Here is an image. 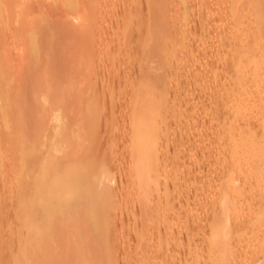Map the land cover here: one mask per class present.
Listing matches in <instances>:
<instances>
[{
    "label": "rangeland",
    "instance_id": "374dc122",
    "mask_svg": "<svg viewBox=\"0 0 264 264\" xmlns=\"http://www.w3.org/2000/svg\"><path fill=\"white\" fill-rule=\"evenodd\" d=\"M64 1L67 2L68 0H64ZM117 1L123 2V0H117ZM181 1H183L182 5H180L181 3H179L180 1L178 2V0H177L178 2L177 5H175V3L177 2L172 4L170 2H167L168 6H170L169 8L170 11L168 10V6L166 5L167 9L166 8L164 9L165 12L163 14L169 13L170 15H167L166 23L164 25L162 23L161 25L160 21L156 22V30H154L152 34H149L152 35L153 37V39L151 38V40L154 39L156 40V47L160 46L161 48H163L161 49L159 47L160 48L159 50L157 49L158 47L156 48L157 52L160 51L159 53L156 52V56L158 55V57H156V78L161 77V80L160 78L156 80L157 85H159V92L158 90H156L157 92L156 102L159 99V95L162 96V101L160 105L161 110L160 108L158 109L156 106V112L153 115V117L156 120V124L160 121V123L158 124L161 126L159 130V127H157L156 125L158 129L157 134L160 135V136L159 135L156 136L157 137L156 148L158 147L159 150L157 154L159 167H161L159 169L160 171L162 170V174H161L162 176L159 175L157 180H159L158 182H160L161 186L159 187L162 188L160 189L162 191H158L159 194L158 195L156 194V200L151 204L150 209L145 208L146 207L145 206L144 207L145 210H144V208L140 206L139 202H135L137 201V199L136 200L134 199L136 198L135 192H132L135 196L131 193V188H133L132 184H133L134 176H132L133 174L132 175L130 174L131 169L129 172L130 160H128L130 158L128 156L130 152H132V149L134 148L129 143L131 140L130 129L132 128V121H133L132 118L133 116L131 117V114L134 115V107L132 106H135L133 104L134 102H136V99H134V97L135 98L137 97L136 96L137 87L135 85H137L138 82L137 84L136 83L134 84L135 82L134 80L137 79L140 75L138 71L139 63L136 64L135 56L140 51V48L142 46L141 44L142 43L144 44V41L140 40L138 36L136 37V32H135L136 29L132 30L133 34L129 36V40L127 38L128 42L124 38L125 35L123 36V33L122 34L120 32L115 33L114 32L115 30L112 31L113 30L112 28H114V25L117 22V20L122 21V18L123 20L127 21V25L131 24L132 26L133 24L135 25L137 23L139 24L141 23L140 25L143 26V23L145 22L147 16H146V12L144 14L141 12V10L143 12L144 10H146V4H145L146 2L141 1L138 4L139 6L136 5L138 10L141 9L139 11L135 10L136 6L133 3H131V5L128 8V11H125V9H123L122 7H118L115 11H113L107 23H104L103 20H100L99 18V21L101 22V23L99 22V25L102 24L104 31L101 32L103 38L101 37V39L98 40L101 41L98 42L96 40L97 42L95 43V45L98 48L97 51L99 55L103 54L105 57H107V55L110 57L111 55V57H113L112 58L113 60H110L108 63L105 60L99 62L101 63L99 64L101 65V67H99L98 64L93 68L86 67V69H84L82 67L83 69H80L81 70L80 75H77L76 78L74 77L75 79H73L72 76V80L74 82L71 81L72 88H71V92L69 93L71 95L70 96L67 95V99L69 97L74 99L73 100L74 104H72V106L74 107L72 108L73 110L71 111L72 113L70 115L68 114L67 111H65L68 109L67 108L68 104L62 103L60 104V106L58 105V107L60 108H56L57 105H54V110L59 113V114L56 113L57 115L61 117L63 116V118L67 116L65 119L61 120L62 125L66 127L64 131L65 130L68 131L65 132L64 135L66 136L65 138L67 139L65 140L66 142H61L62 135L58 137L57 135H60V133L56 134L57 131L56 132L54 131L55 130L54 128L56 127L55 126L53 127L54 124L53 122H55V118H54L55 116L53 117V115L52 117L54 118V121L52 120L53 118L50 119L51 117H49V119L52 120L50 121L52 123L51 125L48 124L49 128L45 129L47 136L45 140H39L37 148L34 147L29 149H25V148L21 149V147L17 144L18 148L16 150L15 148L16 144L10 143L12 146L15 145V147L14 146L11 147V145H9V142L10 141L13 143L15 142V139L10 140L11 137L20 136L21 138L20 133L18 132L19 134H17V132L14 130L13 132H15L17 135L13 134L15 135L13 136L10 133L11 135H9L8 137L7 136H5L4 138L0 137L1 140L0 146L2 144L4 145V146L2 145L3 147L2 149H0V175L2 176V177L0 176V264H31V261L28 260V257L27 259H25L27 254L29 256L30 253L29 249L28 251L25 250L27 249L26 246L27 236L25 235L26 234L25 229H27L28 231V224H27L28 222L27 220H25V222L21 223L24 227L23 226L21 227V225H19L21 221L26 219L25 211L27 209L26 204H28L27 197L29 196L28 179L32 178L34 174L37 172L36 170H38L37 168L34 171L35 173L31 172L28 167L29 166L28 164L31 162V160L34 161L36 157L40 155L42 156V154L43 156L45 154H47L48 156L50 155L52 156V152L56 158L55 159L54 156L53 158L55 160L52 158L53 159L52 161H55L53 162L55 163L54 165L57 166L55 167L53 165L55 169L57 168L55 172H57V170L59 169L65 171V175L63 178L64 180L70 179L71 181L73 180L75 181V179L78 178L80 182H83V178H82L83 175L82 177L80 175L81 173H84L85 177H93L91 178V181L92 182L95 181V184H97L99 191L101 190L102 193L107 192L103 194L101 199V203H102L101 206L103 205L104 209H102L103 207L100 206V208L105 211L103 215L99 217V219L96 217L94 221L96 222V224L100 223L99 225L102 226V229H100L101 227L98 226L97 229L99 227L100 228L97 230L95 226V228L91 229V233H89V231L87 230L88 235L90 234L96 238V241L94 238L95 243L93 240L90 239L91 242L93 241L92 244L90 242L87 243V245L85 243L84 246L79 244V246H81L82 248L85 247L83 248L84 250H82L81 248V254L83 256V254L85 255L87 253V255H85L86 259L89 257L87 261L90 260V256L92 255L90 253H93L94 257L96 258L94 259L93 256L91 257L93 258L95 263L97 262L96 264H100V263L103 264H210V263L219 264L218 262H220V264H228V263L230 264V259L233 260L231 264H264V194H263L264 191H262L264 189L260 188L261 181L259 182V184H257V182L256 183L253 182L257 180L258 177H260L258 175H261L259 173L256 176V174L259 171L262 173L263 170L260 169L257 172V170L261 167L260 165L263 164V163L260 164L261 161L264 162L263 160L264 156H262L264 155V149H261L259 147V146H264V137L260 138V136L256 134L257 130L252 129L251 137L253 138H250L251 140H249V143L251 142L250 144L252 147L254 146L256 148L258 146L260 148V149L257 148V150L258 151L260 150L259 152L261 153L260 155L262 156L263 159H261L260 155L259 156L254 155L251 156L253 157V159H248L250 160V162L247 159L246 161H244L245 157H242L241 154L237 153L234 155V153L230 154L229 152V149L232 150L231 147H233V145H235V147L239 149L242 146L244 145L246 146V144H248L247 143L248 140L246 141V137L242 138L243 136L234 135L236 137L232 138L231 136L232 135L231 129H233L234 127L237 128V126L240 127L245 123L244 121H241L242 123L239 124L236 118L232 115L233 109L236 108L235 105L237 100L239 101L246 100L250 96L256 97V95L259 93L258 89L259 90L262 89V86L259 85L260 83L261 85H263L264 88V81H263L264 74L263 76L260 77V79H262L263 82L258 80L260 81V83L257 81L259 85L257 86V82L255 81L257 75L251 73V71L253 70L251 67H250L251 69L248 67L251 66L250 64L249 65L247 64L248 66H246L248 72H242L241 74L238 72L235 66V61L238 58V54L239 55L241 54L243 47L246 48L249 44L250 46L253 45L254 38H257L259 35H261L259 41H256L255 39V42L258 43L254 45V47L258 46L260 48L261 45L264 46V23L260 22V18H258L259 13L264 14V0H225V1L224 0H209V1L181 0ZM227 1L228 3H226ZM220 2H223V5L220 4ZM83 3L88 5L90 3V0H88V2H85L83 0H75V2L71 0L68 1L67 4L69 6L67 5L66 8L68 7L70 8L69 9L64 8L61 13L59 12L60 16H57L60 18L59 21H61L62 19L61 16H63V18L65 16L66 17L68 16L70 20L74 18L75 20L73 19L71 20V22L75 27L74 24H77L78 22L80 23L82 21V20L78 21L80 17H76V16L78 13H81L79 10L83 11V7L80 9L81 6H84ZM225 3L227 6L225 5ZM241 3L242 4L246 3V7ZM213 5L217 6L218 9L216 8L217 9L216 10L215 6ZM183 8L185 15L184 14L182 15L184 19L180 16L179 19L181 21L180 22L178 20L179 17L177 18L176 16L178 21L175 19V15L177 14V12L180 13V10H182ZM175 9L178 11H176ZM213 9H215L216 11H214ZM238 9L241 12H238L239 11ZM242 9H244L243 12ZM96 11L102 13V19H103L107 10L97 8ZM68 18H66V21L69 20ZM76 19L78 22L76 21ZM182 21L183 23L185 22L187 23L183 25ZM157 24H160L161 26L159 25L158 28ZM79 26L77 27L81 29V27ZM84 26L85 25H83L82 27ZM86 26H89V24H87ZM86 26L83 28V30L86 28ZM72 29L74 28L72 27ZM72 29L70 28V30ZM155 31L156 33L153 36V33ZM146 35L149 36L148 34ZM146 35L143 34V37L141 36L142 37L141 39H143L144 36ZM112 37H114L115 39ZM242 38L246 40L244 42L245 43L244 45L242 44L243 42L240 41V39L243 40ZM110 39L114 40L113 42L114 45L111 43L110 45H106V42ZM124 39L126 41L125 42L126 44L124 43ZM37 40L38 39L35 40L34 47L36 48L40 42L41 45L39 46L41 47L38 46L36 49H38L39 51L40 48L41 52L43 51L42 50L43 47L45 49V47H47L46 45L49 46L50 45L49 43L51 42L50 40L47 44L46 42H42L41 40L38 42ZM115 40H119V41H115ZM115 42H120L119 43L120 45L116 43L117 45L116 47ZM122 43H124L125 45L123 44L122 46L121 45ZM100 44H102L101 48H99ZM87 48L89 49V47ZM48 51L51 50L49 49ZM56 51L58 52V50ZM56 51L55 50L53 51L55 55L58 54ZM41 52L40 55L42 54L41 56H43V53ZM48 53L46 52L47 55ZM86 53L87 52L85 51V54ZM64 55L61 54L60 55L61 58H63L62 56ZM78 55L79 58H77L76 56L75 57L80 61L82 55H80V53ZM16 56L17 57L15 61H17V59L20 60V58L18 57L19 55L16 54ZM71 56L73 58L74 55ZM57 57L59 58V55ZM68 58L69 57L66 56V62H68L67 61ZM72 58H71V62L73 61ZM76 58L74 59L76 60ZM63 59L65 61V58ZM161 60L164 61L166 60L165 62L163 61L164 65L162 64ZM20 61L19 64L15 63L16 69L20 68L17 66V65L21 66L22 61L21 63ZM110 62H112L113 64L111 63L110 65L109 64ZM133 62H135V64H133ZM145 62L146 61H144V63ZM157 62L161 63L162 66L159 63L157 64ZM105 65L107 67H109V65L110 66L114 65V67L112 66L113 68L111 69L112 70L111 74L108 75V73L106 74L104 73L105 74L104 77V74L101 73V71L102 68L103 69L104 67L106 68ZM164 66L167 67L165 68ZM69 67L70 64H66L65 69L68 70L70 69ZM94 68L97 71L98 74L97 76L101 77L103 75L102 76L103 78L99 77L100 80L103 81H100L99 78H97L96 76H95L96 78L93 77L94 75V74L92 75L93 70L91 74H86V72H88V69L90 70ZM161 68L163 70L166 69V71L163 72ZM20 70L21 69H19V71ZM104 70L102 72H104ZM161 71L164 74L166 72L167 73L163 75L161 74L162 73ZM136 72L139 75L136 76L137 74ZM88 73H90V71ZM252 74L256 77L255 79H253L254 76H252ZM68 77L69 76H67V78ZM80 78H81V82L82 80L84 81L83 84H85V79L89 83V84L87 83L86 85H84V87L81 88L83 89L84 94L87 93L90 94L91 92L93 93L92 95L94 101L93 105L96 106L97 104L96 107L93 108L92 106L86 105L83 103V101L77 103L79 104L78 106L75 105L77 101L76 93L78 90L74 89L73 86L76 85L75 86L76 88L80 87L81 83H79L78 85V82H80L79 81ZM62 79L64 80V78ZM250 81L254 83L250 84L251 83ZM241 82L250 85V88H247L248 86H245V89L243 88L244 90L248 89V94H247V90L246 93L245 92L242 93L241 90L243 89L241 88L242 87ZM73 90H77L75 91L76 92L75 94H73L74 93ZM250 90H253L255 93H253V91L251 92ZM43 91L44 89L41 90L40 92ZM134 93L136 94L134 95ZM243 94H246L247 98L244 97L245 98L244 99ZM96 99L99 102L96 101ZM58 103L59 102H56V104ZM258 105L260 104H257V106L256 105L255 106L259 110ZM17 106L18 108H16ZM17 106L15 108L12 106L13 108L12 107L11 108L14 110L13 111L14 113L16 111L17 112L19 111L18 113L16 112V114L19 115L20 113L21 115L20 120L22 122L23 117H25L24 110L26 109V107L24 108L22 105L20 106L17 105ZM80 106L81 108L82 107L85 108L81 109L79 108ZM255 106L252 107L250 106V107L251 109L254 110V112H257V109L254 108ZM3 109H5V106L0 105V112L3 111ZM76 110L78 111L75 112ZM86 110L88 112L90 111V113H87ZM250 111L252 112V110ZM45 113H47V111L43 112V115ZM61 113L63 115H61ZM16 114L14 117H17ZM38 115H42V113ZM246 115H248V113ZM35 117L40 118L41 116L37 117V114H35ZM68 117H70L69 119H74V120L68 121L67 119ZM46 118H44V120H40L41 122L39 121L38 122L39 124L35 126L39 127V125L41 126L43 122L46 124V122L49 120L48 118H47L48 120ZM59 118L57 119L60 120L61 118L60 119ZM16 119L18 120L19 118ZM24 119H23L24 125L23 122L21 123L23 126L26 125L25 122L26 118ZM129 120L131 121L129 122ZM3 121H4V117L2 114H0L1 129H3L2 126L4 127ZM27 123H28V119H27ZM44 123H43V128L45 125ZM46 125L45 127H47ZM39 128L41 131L42 126ZM58 128L60 129L59 126ZM3 131L4 129L0 131V134H3ZM128 131L130 133H128ZM230 132L231 134L229 136ZM66 133H68L69 135ZM50 135H53V137ZM56 136L57 139H55ZM17 138L18 137H16V139ZM54 139L56 141H54ZM83 140H85L86 142ZM228 144L229 145L233 144V145L229 147ZM4 147L7 150L6 154L8 155L9 152V156H11L9 157L5 155L9 157V159L3 156L4 153L1 150L4 151ZM62 147L64 149L67 148L65 149V151L69 152L68 154L69 156H67L68 159L67 157L66 159H64L65 157L61 153V150L62 152L64 150ZM226 148L229 149L227 150ZM20 149L21 151L22 150L24 151V153H22L21 155H20L21 153ZM10 151H12L13 153L15 152L17 156H19V158L17 160L15 159L14 162H13L14 160L13 158L16 157V155L14 153L13 156L11 154L12 152ZM26 152L30 154L27 155ZM57 154L58 156L62 155L61 158L57 157L56 156ZM26 155H27V159L30 162L25 160ZM233 155H234V159L232 158ZM254 157H259V158L254 159ZM11 158L12 160H10ZM23 158L25 162L27 161L26 164L25 162L23 164V160H22ZM256 159L259 161V163L257 162ZM3 160L5 161V164ZM232 160L234 161L232 162ZM230 162H232V164ZM254 162L258 164L257 165L258 168L256 170L254 169L256 171V174L254 172L253 175L255 176H253L249 172L252 171L253 169V168L251 169V167L256 168V166L252 165ZM6 164L8 165L6 166ZM52 164L49 165L51 166V168H52ZM240 164L243 166L244 169L240 170L242 166L239 168L238 171L240 173L239 175V173H237L238 169L236 170V168L238 165L240 166ZM243 164L247 165V166L245 165L246 168L244 167ZM250 165L252 166L250 167ZM8 166H10L11 169H13L12 168L13 166L14 169L13 170H10V168L7 169L6 167ZM23 167L24 170H27L26 172L23 170ZM234 168L236 170L235 173H234ZM247 168H248L247 170L248 172L245 170ZM4 169H6L7 171ZM20 169H22V171ZM246 172L247 174L248 173L250 174L249 177L253 176L254 178L252 177L248 179L247 178L248 175L245 176ZM9 173L12 175L11 179L13 181L10 179ZM12 173L14 174L16 173V176H14V174ZM18 174L19 176L17 178ZM88 174L90 176H88ZM232 174L234 176H232ZM23 175L25 176V179ZM238 175L240 176L239 178L236 177ZM241 176L245 178H242ZM80 178H82V180ZM85 179L87 180V178ZM237 179L238 181L236 182ZM242 179L246 181L244 182L242 181ZM234 180L235 182H232ZM250 180L251 183L249 182ZM261 180L263 181L264 177L263 179L261 178ZM62 181L57 180L55 181V183H53L52 186H56L58 188L59 186H61ZM88 181L89 180H87V182ZM92 182L90 183L93 184V186H96ZM234 183L235 185L233 186ZM254 183L259 185L258 188L257 185L255 186ZM20 184L23 186H21ZM27 184H28V188H26ZM249 184L251 185V187ZM76 185L80 186L81 183H77ZM71 187L72 186H69L68 188ZM232 187L234 188L236 187V190L238 189L237 191L240 192V193L238 192V194L236 193L237 199L235 197V193L232 190H230ZM59 188L62 189L63 186ZM64 190H67V188L62 189V193H64L63 192ZM132 190H134V188ZM57 192H61V191L58 190ZM223 192L224 194H226V196L222 195ZM260 194H262V196H259ZM159 195L163 197H160ZM232 195L234 196V198ZM222 197L223 199H221ZM225 197H227L228 201L227 199H225ZM225 201L226 204H223ZM24 202L26 206L25 208L24 207L22 208L21 206L24 205ZM91 202H89L90 205L92 206L90 210L92 212H98L100 208L98 205H96L97 202L95 203L94 201L93 203V200ZM221 202L223 203L221 204ZM20 203L22 205H20ZM239 204H241L240 205L241 207L239 206ZM20 207L23 210H19ZM140 207L143 208L142 209L143 211L146 212L148 211L150 213L149 217L145 216L146 219L144 216H143L144 218L141 217L142 214L145 212L143 213L140 212L142 211ZM138 208L140 209V211ZM240 208L243 209L241 210ZM235 209L236 211L234 212ZM231 212L233 214H230ZM138 213L139 214L141 213L140 214L141 216ZM228 214H230V217L227 218ZM225 218L226 220L228 219L227 220L228 224H225L227 223ZM65 220H66L65 222L69 224V222L72 223L71 220L74 219L67 220L65 218ZM76 220L74 221H76L77 224L80 223V225L78 224V226L81 228V230L84 233L83 223L85 222L81 221L82 222L81 223L80 220L77 218ZM76 223L73 222L72 224H70L71 227L70 225L66 227L67 225L64 224L65 225L64 227L67 228V229L65 228V231L72 229L73 227L75 228V226H77ZM54 227L55 228L58 227L57 224H55ZM94 229H96L97 231ZM18 230H20L19 233ZM66 238L68 239L70 237L67 236ZM221 238L225 240H222ZM18 240L20 241L19 243ZM219 243L220 245L222 244V246H224L225 243L226 246L225 250H224L225 246L221 247ZM258 243L260 244L258 245ZM94 244L98 246V248L94 247L95 246ZM215 245L219 246V247L217 246L218 247L217 252L212 249V248H217L215 247ZM245 247L247 249H245ZM88 248L89 249L92 248V250H89ZM221 249L222 251H225L224 254L221 251ZM25 251L26 253L24 254ZM89 251H91L89 253L90 256L88 255ZM211 252H213V254L215 253V255H212ZM219 252L222 253H220L219 255ZM81 254L79 255L81 256ZM12 255H14V257ZM228 256L232 258H229ZM227 258L229 260H227ZM86 259L84 260V262H86ZM224 259H226V261L229 262L226 263ZM18 260L19 261L21 260V262L18 263ZM25 260L29 262L26 263Z\"/></svg>",
    "mask_w": 264,
    "mask_h": 264
},
{
    "label": "bare ground",
    "instance_id": "6f19581e",
    "mask_svg": "<svg viewBox=\"0 0 264 264\" xmlns=\"http://www.w3.org/2000/svg\"><path fill=\"white\" fill-rule=\"evenodd\" d=\"M68 1H70V0H68ZM68 1L66 2L64 0H0V105L5 106V109H3V111H1L0 114H2L3 117H4V121H3L4 124L3 123L2 124L7 129L6 130L2 126V128L4 129L5 132L3 131V134H0V135H2L0 137L4 138L5 136L8 137L11 134L12 135L13 134L17 135V134L20 133L21 138H20V136H15V135H13L15 137H11V136H10L11 138L9 137L10 140L11 139H15V142L13 143V142L10 141L9 145L16 144V147H15V145H13L16 148V150L18 148L17 144L21 147V149L22 148L29 149V148H34V147L37 148L39 140H45V138L47 136L45 129L49 128L48 124L51 125L52 122H50V121H52V120L54 121V118H55V122L56 123L53 122L54 123L53 127L55 126L56 128H54L55 129L54 131L55 132L57 131L56 134L60 133V135H57L58 137L62 135L61 142H66L65 140H67V139L65 138L66 136H64V135H65V132H68V131H66V130L64 131V129H66V127H64L62 125V121L61 120L65 119L67 116L63 118V116L61 117V116L57 115L56 113H58V112H56L54 110V105H57V107L55 106L56 108H60V107H58V105L60 106V104H62V103L63 104H68L67 105L68 109L65 110V111H67L68 114L70 115L72 113L71 111L73 110L72 108L74 107V106H72V104H74V101H73L74 99H72L71 97H69L71 100L69 98L67 99V95L68 96L71 95L69 93L71 92V88H72V83H71V81H73L72 80V76H73V79H75L77 77V75H80V72H81L80 69H83V68L86 69V67L93 68V67L97 66V64H98L99 67H101V65H99L101 63H99V62L105 60L108 63L110 60H113L112 59L113 57H111V55H110L111 58L108 55H107V57H105L103 54L102 55L104 57L101 54L99 55L98 51H97L98 48L95 45V43L99 39H101V37L103 38V36L101 35V32H103L104 30H103L102 24L99 25V22H100L99 18H100V20H103L104 23H107V21L109 20L111 14L113 13V11H115L118 7H122L123 9H125V11H128V8L131 5V3H133L135 6L136 5L139 6L138 4L141 1H145L146 2L145 3L146 4V10H144V12H143L141 9H139L144 14L146 12V16H147L145 22L143 23V26L140 25L141 23L140 24L137 23L135 25L133 24L134 26L133 25L131 26V24H128L129 25L128 26L127 25V21L123 20V18H122V21H118L117 20V22L114 25V28H112L113 29L112 31L115 30L114 31L115 33L116 32H120L121 34L123 33V36L125 35L124 38L127 41V38L129 40V36L131 34H133L132 30L136 29L135 30L136 37L138 36V38L140 40L144 41V44L143 43L141 44L142 46L140 48V51L135 56L136 64L139 63V66L138 65L137 66L139 67L138 71H139L140 75L137 73L138 72L137 71L136 72L137 73L136 76L139 75V77L134 80L135 82L133 81L134 84L135 83L137 84V82H138V84L135 85L137 87V89H136V93H137L136 96L137 97L136 98L134 97V99H136V102L133 103L135 106H132V107H134V115L131 114V117L133 116L132 117L133 118L132 128L130 129L131 133L129 131H128V133L131 134V137H130L131 140H130L129 143L134 148L132 149V152H130V154L128 152V154H129L128 157H130L128 160H130L129 172H130V169H131V173L130 174L131 175L133 174L132 176H134L133 184H132V187L134 188V190H132L133 188L129 187V188H131V193L135 192L136 198H134V199L135 200L137 199V201H135V200L134 201L135 202H139L141 207L144 208L146 206L145 208H149L150 209L151 204L156 200V194L158 195L159 194L158 191H162V190H160L162 188L159 187V186H161L160 182H158L159 180H157L159 175L162 176L161 175L162 174V170L160 171V169H159V168H161V167H159L158 157H157V154H158L159 150H158V147L156 148V146H157L156 145V142H157V140H156L157 137L156 136L159 135V134H157V130H158L157 127H159V130H160L161 126L158 124V123H160V121L156 124V120L153 117L154 113L156 112V106H157L158 109L160 108V110H161V106L160 105H161V101H162V96L159 95V99L157 98L158 101L156 102V93H157L156 90H158V92H159V85H157V81L156 80H158L159 78L161 80V77L156 78V57H158V55L156 56V52H157L156 50L157 49L159 50L161 47L160 46H159L160 48L158 46H157L158 48L156 47V40L155 39L151 40V38L153 39V37H152V35H149V34H152V32L154 30H156V22L160 21L161 25H162V23H163V25L166 23L167 15H170L169 13L168 14H163L165 12L164 9L165 8L167 9V7H166V5L168 6L167 2H170L172 4V3L177 2V0L176 1L175 0H126V1L123 0V2H119L117 0H109V1L108 0H106V1L105 0H90V3L88 5L83 3L85 7L84 6L80 7V9L83 7V11L79 10L81 13H78L76 17H80L78 21H81V20L82 21L79 23L77 21V19H76V21L78 23L74 24L75 27L73 26V23L71 22V20H73L74 18H72L70 20L68 18V16L67 17L65 16L64 18H63V16H61L62 19H61V21H59L60 18L57 17V16H60L59 14L63 11L64 8L65 9H69L70 8V7L66 8L67 5H68L67 4ZM71 1L75 2V0H71ZM83 1L88 2V0H83ZM124 1H125V3H124ZM178 2L181 3L180 5H182V3H183V1H181V0H178ZM178 2L175 3V5H177ZM226 3H228V1ZM226 3H225V5H226ZM242 3H244V2H242ZM69 4H70V2H69ZM210 4H212V3H210ZM220 4L223 5V2H220ZM121 5H123V6H121ZM216 5H217V2H216ZM242 5H244L246 7V3L242 4ZM137 6L135 7L136 9L135 8L134 9L139 11L137 9ZM213 6H215V5H213ZM97 8H101V9L107 10L105 15H104V17H103V19H102V13H99V11H96ZM169 8H170V6H168V10H169ZM209 8H211V7H209ZM216 8H217V6H215V9ZM215 9H213V10L216 11L218 8L216 10ZM176 11H178V10H176ZM243 11H244V9H242V12ZM238 12H241V11L239 10ZM238 12H236V13H238ZM180 13L177 12L176 15L174 14L176 20H177L178 17H179L178 18V20H179L180 16L184 19V17L182 16L185 13L184 12V8L182 10H180ZM209 13H211V12H209ZM217 13H218V11H217ZM79 14H80V16H79ZM55 16H56L57 19L55 18ZM176 16H177V18H176ZM66 18H68L70 21L69 20L66 21ZM258 18H260V22L264 23V14L259 13V17ZM234 20H235V18H234ZM161 21H163V22H161ZM70 22L72 23V25H71ZM167 23H168V21H167ZM182 23H183V21H182ZM185 23H187V22H185ZM185 23H183V25ZM87 24H89V26H86ZM76 25L77 26L80 25L79 27H81V29L78 28ZM83 25L86 26V28L84 30H83V28L85 26L82 27ZM157 25H158V28H159L160 24H157ZM183 25H182V27H183ZM67 26H68V28H67ZM141 26H142V28H141ZM72 27L74 29H72ZM70 28L72 30H70ZM224 28H225V26H224ZM79 29H80V31H79ZM71 31H73V32H71ZM145 33L148 34L149 36H147ZM155 33H156V31L153 33V36L155 35ZM143 34L146 35L143 38L144 40L141 39L143 37ZM149 37H150V39H149ZM260 37H261V35H259L257 38H254L253 45L250 46V44H249L248 46L246 45L247 46L246 48L243 47V50H242L241 54L240 55L238 54V58L235 61V66H236V68H237V70H238V72L240 74L242 72H248V70L246 69L247 68L246 66H248L250 64L251 66H248V67L252 68L253 71H251V73H253L254 75H257V78H259V79H257L252 74V76H254L253 79H255V78L257 79V80L255 79L256 82L258 80L262 81V79H260V77L263 76V74H264V46L261 45L260 48L258 46L254 47V45H256L258 43V42H255V39H256V41H259ZM53 38H55V39H53ZM112 38H114V37H112ZM36 39H38L37 40L38 42L41 40L42 42H46L47 44H48V42L51 39H53L49 43L50 44L49 46L46 45L47 47H45V49L43 47V49H42L43 51L47 50L46 52L47 53L50 52L51 54L48 53V55H47L45 51H44V53H43V51L41 52L40 48H39V51H38V49H36V48L39 45H41V44L39 42V44L35 48L34 46H35V40ZM125 39H124V43L126 42ZM82 40H83V42H82ZM119 40H115V41H119ZM243 40L240 39V41L243 42L242 44L244 45L245 44L244 42L246 40L245 39H243ZM100 41H98V42H100ZM121 41H122V39H121ZM113 42H114V40L110 39V40H108L106 42V45H110V43L113 44ZM116 43H118V45H120L119 44L120 42H115V45H116ZM124 43H122L121 45L123 46ZM31 46L34 47V48H32ZM99 46H100L99 48H101L102 44H100ZM39 47H41V46H39ZM87 47H89V49ZM116 47H117V45H116ZM49 49L51 51H52V49H53V51L54 50L55 51L58 50V52L56 51L58 54L55 55L53 51H52L53 53L51 51H48ZM161 49H163V48H161ZM125 50H126V47H125ZM85 51L87 52L86 54H85ZM40 52L43 53V56H41L42 54L40 55ZM75 52H76V54H75ZM159 52H157V53H159ZM79 53H80V55L83 56V59H82V56H81V58H80L81 60L80 61H79V59H77V58H79V55H78ZM16 54L19 55L18 57L22 61V64H24V65L21 64L22 67L17 65L18 67H20V68H17V69H16V64H19L20 60L17 59L18 63H17V61H15V59L17 57ZM61 54L62 55L65 54L64 56H62L63 58H65V61H64L63 58H61V56H60ZM45 55H47V56H45ZM58 55H59V58L57 57ZM71 55H74L73 58H72ZM66 56L69 57L67 59L68 62H66ZM71 58L73 59L72 62H71ZM74 58H76V60ZM21 61H20V63H21ZM144 61H146V62L144 63ZM161 61H162V64L164 65V62L166 60L165 61L161 60ZM135 62H133V64H135ZM159 62H157V64ZM65 63L66 64H70V67H69L70 69H68V70L65 69V67H66ZM111 63L112 62H110L109 64L111 65ZM159 64H161V63H159ZM162 64H161V66H162ZM110 65H109V67H107L105 65L106 68L104 67L105 70L102 68V71L104 70V72L101 71V73H103V74L104 73L105 74L108 73V75H110L111 71H112L111 69L114 67V65H112L113 67L110 66ZM19 69H21V70L19 71ZM250 69H249V71H250ZM92 70H93V73H92ZM69 71H72V72H69ZM89 71H90V73H88ZM164 71H166V69L163 70V72ZM88 72H86V74H91L92 73V75L94 74L93 77H95V76L97 78L100 77V76H97L98 74H97V71L95 70V68L94 69H90V70L88 69ZM95 72H96V75H95ZM163 72L161 73L163 75H165L167 73L166 72L164 74ZM105 74H104V77H105ZM163 75H161V76H163ZM67 76H69V77L67 78ZM102 76L100 78H103ZM93 77H92V79H93ZM62 78H64V80ZM81 78L79 79L80 82H78V85H79V83H81L80 87L76 88L75 87L76 85L73 86L74 89L78 90V91L77 90H73L74 91L73 94H75L76 93L75 91H77V93H76L77 101H76L75 105L78 106L79 104H77V103H80V101H83L84 104L92 106L94 108V107L97 106V104H96V106L93 105L94 104V101H93V98H92L93 93L92 92H91L92 94L91 93L90 94H88V93L84 94L83 93V89L81 87H84V85H86L88 82L86 81L85 78H83V79H85V84H83L84 81L82 80V82H81ZM100 78H99V80H100ZM134 78H136V77H134ZM263 78H264V76H263ZM251 79H252V77H251ZM90 80H91V78H90ZM248 80H249V78H248ZM100 81H103V80H100ZM247 81H246V83H247ZM260 81H258V82L260 83ZM250 82H251L250 84L254 83L252 81H250ZM258 82H257V86H259V85L262 86V89L261 90L258 89L259 93L256 95V97H253V96L249 97V95H248L249 98L246 99V100H241V101L237 100L236 105H235L236 108L233 109V112H232V115L236 118V120L238 121L239 124L242 123L241 121L245 122V123L243 122L244 124L242 126H240V127L239 126H237V128H235L234 126H233L234 128L232 127L234 129V130L231 129L232 130V135H231L232 138L236 137L237 135L243 136L242 138L246 137V141L248 140L247 143L249 145L245 143L246 146L243 144L244 145V146H242L243 148L241 147V148L237 149L235 147V145L232 144L233 147H231L232 145L228 144L229 147L232 148V150H230L229 148L228 149H229L230 154L231 153L232 154L234 153V155L237 154V153L241 154L242 157H245L244 161H246V159L247 160L248 159H253V157H251V156H254V155L255 156H259L261 153L259 152L260 150L259 151L257 150V148L260 147L261 149H264V146H259L258 147L256 145L257 147L255 148L254 146L253 147L251 146V144H250L251 142L249 143V140H251L250 138H253V137H251L252 129L253 130H255V129L257 130L256 134H258L260 136V138L264 137V88H263V85H261V83L258 85ZM241 83H242V87H241V84H240V87L242 89L243 88L245 89V86H248L247 88H250L249 84H245L244 82H241ZM90 84H93V83H90ZM85 87H87V86H85ZM241 88H240V90H241ZM43 89H44V91L40 92ZM79 89L81 90V92H80ZM244 89L241 90L242 93L243 92L246 93V90H247V94H248V89H246V90H244ZM250 91L252 92L253 90H250ZM133 92H134V90H133ZM85 93H86V91H85ZM99 93H100V91H99ZM136 93H134V95ZM253 93H255V92L253 91ZM241 97H242V95H241ZM244 97L247 98L246 94H243V98ZM53 100H55V101H53ZM96 101H98V100L96 99ZM56 102H59V103L56 104ZM70 104H71V106H70ZM82 104H81V106H82ZM257 104H260V105H258L259 110L256 108ZM17 105H19V106L22 105L24 108L26 107V109H25L26 111L22 108L24 110V112H25L24 113L25 117H23V119L26 118V121H25L26 125L25 126H23L24 125L23 119H22L23 125L21 124L22 122L20 120L21 119L20 118V116H21L20 113H19V115H17L16 114V112H17L16 110H15L16 111L15 113L13 112L14 110L12 108L13 107L15 108ZM81 106L79 108H81ZM250 106L251 107L255 106L254 108L257 109V112H254V110L251 109ZM16 108H18V106ZM83 108H85V107H82L81 109H83ZM89 109H90V107H89ZM231 109H232V107H231ZM250 110H252L253 113ZM40 111H43V112L47 111L48 114L45 113L43 115V112H40ZM77 111L78 110H76L75 112H77ZM86 111H84V112H86ZM249 112H251V113H249ZM40 113H42L43 117H42V115H38ZM54 113H55V115H54ZM87 113H90V111L89 112L87 111ZM247 113H248V115H246ZM15 114L17 115V117H14ZM35 114H37V117L38 116H41V117L40 118L38 117L39 118L38 119V118L35 117ZM52 115H53V117L54 116L55 117L53 118ZM61 115H63V114L61 113ZM46 116H47L48 119H49V117H51L50 119H52V118L53 119L52 120H50V119L48 120L46 118ZM16 118H19L18 119L19 121ZM44 118H46L48 120L47 122L45 120L47 125L43 122L47 127H45V125H44V128H43V123H42L41 126H42L43 130L41 129V131H40L39 127H41V126L39 125V127H36L35 125L39 124L38 122L40 120H44ZM57 118H59L60 120H58ZM69 118L70 117L67 118L68 121H70V120L73 121L74 120V119H69ZM27 119H28V123H27ZM36 120H38V121H36ZM130 121L131 120H129V122ZM156 125H157V127H156ZM58 126L60 127V129L58 128ZM65 126H66V124H65ZM12 127H13V129H12ZM0 129H1V127H0ZM3 129H1V130H3ZM8 130H9V132H8ZM13 130L16 131L17 134L15 132H13ZM66 134H68V133H66ZM230 134H231V132L229 133V136H230ZM84 135H86V134H84ZM234 135H236V136H234ZM50 136L53 137V135H50ZM57 136L55 137V139H57ZM86 136H88V135H86ZM16 137H18L19 140H18V138L16 139ZM226 137H227V135H226ZM55 139H54V141H56ZM85 140H83V141H85ZM88 140H90V139H88ZM233 141H234V139H233ZM1 144H2V142H1ZM2 145L0 146V149H2V147L4 146V145L3 146ZM13 146L11 145V147H13ZM52 147H53V145H52ZM21 149H20V151H21ZM65 149H67V148H65ZM65 149L63 150V152L61 150V153L65 157V158L63 157L64 159H66V157L69 156L68 155L69 152L65 151ZM1 151L4 153L3 156L5 158L7 156H9V152H8V155L6 154L7 150L5 149V147H4V151H6V152H4L3 150H1ZM22 151H21L20 155L22 153H24V151L23 152ZM10 152H12V151H10ZM30 152H32V151H30ZM14 153L12 152L11 154L13 155ZM26 153H27V155L30 154L28 152H26ZM47 153H49V152H47ZM5 155H7V156H5ZM15 155H16V157L13 158L14 159L13 162L15 161V159L17 160L19 158V156H17L16 153H15ZM27 155L25 157V160L29 161L27 159ZM234 155L232 157L233 159H234ZM42 156H43V154H42ZM42 156L41 155L38 156V157L35 156L36 159H34V161L31 160V162L29 161L30 163L28 164L29 165L28 167H29L31 172H34L38 168L39 173H38V170H36L37 171L36 173H38V174H36L34 172L36 175L34 174V176L32 178H29V176H28V178L30 180L28 179V181H29V193H28L29 196L27 197L28 204H26L27 205V209L25 211L26 212L25 213L26 219L21 221L20 224H19L22 227L23 226L21 224L22 222H25V220H27V222H28L27 223L28 224V231H27V229L24 228L25 231H26L25 235L27 236V240H26L27 241L26 242L27 249H25V250L28 251V249H29L30 253H29V256L27 254L25 259H27V257H28V260L31 261V264H96L97 262L95 263V261L93 260V258L95 259L96 257H94L93 253H90L91 251L88 252L89 256H90V254H92L91 256H93V258L90 256V260L87 261V259L89 257L87 259L85 258V255H87V253L85 255L83 254V256H82V254H81V248L82 247L79 246V244L84 246L85 243H86V245L89 242L92 244V242L94 241L95 237L90 235V234L88 235L87 230L89 231V233H91V229L95 228V226H96V229H97V227L100 226L99 225L100 223L96 224V222H94V221H95L96 217L99 219V217L101 215H103V213L105 211V210H102V209H104V207H103V205L101 206V204H102L101 203V199H102L103 194H105L107 192L102 193L101 190L99 191V189L97 187V184H95V181L93 179L92 180L94 182L91 181V178H93V177H85L84 173H81V175H80L81 177L83 175V177H82L83 178V182H80L78 180V178L75 179V181L76 180L79 181V182L76 181L77 183H81L80 186L76 185L77 183L74 180L73 181H71L70 179L69 180L68 179L64 180L63 178H64V175H65V171H62V170L59 169V170H57V172H55V170L57 169V168L55 169V167H57V166H55L54 165L55 163H53L55 161H52L55 158V156L53 155V152H52V156L51 155L48 156L47 154H45L43 157ZM53 156H54V158H53ZM56 156L61 158L62 155L58 156V154H57ZM158 156H160V155H158ZM241 156H240V158H241ZM262 156H264V155H262ZM262 156H261V159H263ZM9 157H11V156H9ZM9 157H7V158L9 159ZM37 158H38V160H37ZM255 158L258 159L259 157H254V159ZM67 159H68V157H67ZM10 160H12V158ZM22 160H23V164H24V162H25L24 158ZM256 160H255V162H256ZM27 161L25 162V164L27 163ZM38 161H39V163H38ZM156 161H157V163H156ZM233 161L234 160H232V162ZM248 161L250 162V160H248ZM232 162H230V163L232 164ZM255 162L253 164L250 163L253 166H256V168H255V167H251L252 165H250L251 169L253 168L252 171H249L250 174H252V175L254 174V172L256 174L255 170L258 168L257 167L258 164H256ZM257 162L259 163L258 160H257ZM50 163L51 164L53 163L52 164V168H51V166H49V165H51ZM4 164H5V161H4ZM8 164H6V166ZM260 164H262L263 166L260 165L261 167L259 166L260 168L257 170V172L260 169L261 170L263 169V170H262V173L259 171L256 174V176L259 173L262 176L258 175L260 177H258V179L253 181V182H255V183L257 182V184H259V182L261 181L262 184L260 183V188L264 189V183H263L264 180L263 181L261 180V178L263 179V177H264V162L261 161ZM245 165H244V167L246 168L247 165L246 166ZM10 166H8L6 168L7 169L10 168V170H13L14 167L12 166L13 169H11ZM241 166H242L241 164H240V166L239 165L237 166V168H236V170L238 169L237 173H239L238 171H239V168ZM24 167H23V170H24ZM248 168H249V166H248ZM248 168L245 169V170L247 171ZM243 169L244 168L242 166L240 168V170H243ZM4 170H6V169H4ZM20 170L22 171V169H20ZM236 170L234 168V173H235ZM245 170H244V172H245ZM24 171L26 172L27 170H24ZM24 171H23V173H24ZM247 172H246L245 176L248 175V177H247L248 179L252 178L253 176H255V175H253V176L251 175L252 177H249L250 174L249 173L247 174ZM12 174H14V173H12ZM25 174H27V173H25ZM89 174H88V176H90ZM21 175H22V173H21ZM239 175H240V173H239ZM239 175L236 176V177L239 178L240 177ZM243 175H244V173H243ZM14 176H16V173L14 174ZM18 176H19V174L17 175V178H18ZM232 176H234V175L232 174ZM11 178H12V175L10 174V179ZM82 178H80V179L82 180ZM85 178H87V180H89V181L87 182V180ZM242 178H245V177H242ZM247 178H246V180H247ZM24 179H25V176H24ZM62 179H63V181H62ZM57 180H61L62 181V183H61V186H63L62 189L67 188V190L63 191L64 193H62V189L59 188L61 186H59L58 188L56 186H52L53 183H55V181H57ZM2 181H3V179H2ZM237 181H238V179L236 180V182ZM242 181H244V180L242 179ZM90 182L94 183V185H96V186H93V184H91ZM232 182H235V180L232 181ZM249 182L251 183V180ZM253 182H252V184H253ZM257 184H255V186ZM14 185H15V183H14ZM234 185H235V183L233 184V186ZM261 185H263V186H261ZM21 186H23V185H21ZM69 186H72V187L68 188ZM76 186H77V188H76ZM258 186L259 185H257V188H258ZM250 187H251V185H250ZM26 188H28V184H27ZM165 189H166V187H165ZM58 190H60L61 192H57ZM230 190H232L235 193V197L237 199L236 193L238 194V192H239V191H237L238 189L236 190V187L235 188L232 187ZM262 191H264V190H262ZM257 193H259V192H257ZM161 194H162V192H161ZM222 195L226 196V194H224V192L222 193ZM100 196H101V198H100ZM259 196H262V194H260ZM128 197H129V194H128ZM160 197H163V196H160ZM233 198H234V196H233ZM221 199H223V197ZM225 199H227V197H225ZM92 200H93V203H94V201H95V203L97 202L96 205H98L99 208H100V206L103 207L102 209L100 208V210H99L101 212H99V211L98 212H92L90 210V208L92 206L90 205L89 202H91ZM227 201H228V199H227ZM21 203H20V205L23 204V203L22 204ZM222 203L223 202H221V204ZM223 204H226V201ZM26 205H25V202H24V205H22L21 207L25 208ZM240 205L241 204H239V206ZM141 207H140V209L142 210L143 208H141ZM20 208H19V210H23L22 208L21 209ZM145 208H144V210H145ZM140 209H139V211H140ZM240 209L242 210L243 208H240ZM231 210H232V207H231ZM235 211H236V209L234 210V212ZM140 212H142V213L145 212V213L142 214V216L140 215L141 213L140 214L138 213L141 217H143V216L144 217L145 216L149 217L150 213L148 211L146 212V211L142 210ZM242 213H243V211H242ZM230 214H233V213L231 212ZM230 214H228L227 218L230 217ZM65 218L67 220H71V219L76 220V218H77V219L80 220V222L81 221L85 222V223H83V225H84V229H83L84 233L81 230V228L78 226V224L80 225V223H78V224L76 223L77 220L76 221L71 220V222L72 223L75 222L77 226H75V228L73 227L72 229H69L71 227L70 224H72V223H70L68 221L69 224H67L65 222L66 221ZM145 219H146V217H145ZM225 220H226V218H225ZM227 220H226V222H227ZM253 223H252V225H253ZM55 224H57L58 227L55 228L54 227ZM64 224L67 225L66 227H68V225H70V227L68 228L69 230L65 231L66 227H64L65 226ZM94 224H96V225H94ZM225 224H228V222L225 223ZM100 227L99 228L102 229V226H100ZM15 229H17V228H15ZM96 229H94V230H96ZM19 231L20 230H18V233H19ZM85 234H87V235H85ZM65 236L66 237L68 236L70 238L67 239ZM91 236H92V238H91ZM25 239H26V237H25ZM90 239L93 240V241L91 242ZM222 240H225V239H222ZM95 241H96V238H95ZM95 241H94V243H95ZM19 242L20 241L18 240V243ZM209 242H211V241H209ZM216 242H219V241H216ZM259 244L260 243H258V245ZM21 245H23V244H21ZM219 245H220V243H219ZM217 246L218 245H215V247H217ZM220 246L224 247L225 243H224V246H222V244ZM89 247H90V245H89ZM94 247L98 248V246H96V245ZM212 247H214V246H212ZM218 247L217 248H212V249L217 252L218 251ZM19 248H20V246H19ZM83 248H85V247H83ZM83 248H82V250H84ZM225 248H226V246L224 247V250H225ZM245 249H247V248L245 247ZM89 250H92V248H90ZM26 251L24 252V254L26 253ZM221 251H222V249H221ZM95 252H97V251H95ZM222 252L224 254L225 251H222ZM222 252H219V255ZM211 253H212V255H215V253L214 254H213V252H211ZM79 254H81V256ZM12 256L14 257V255H12ZM22 258H21V260H22ZM217 258H218V255H217ZM229 258H232V257H229ZM18 259H20V258H18ZM85 259H86V262H84ZM21 260L20 261L18 260V263L21 262ZM224 260L226 261V259H224ZM227 260H229V259L227 258ZM96 261H98V260H96ZM217 261H220V260H217ZM27 262H29V261H26V263ZM228 262L229 261H226V263H228ZM231 262H233L232 259H230V264H231ZM218 263L220 264V262H218ZM100 264H103V263H100Z\"/></svg>",
    "mask_w": 264,
    "mask_h": 264
}]
</instances>
